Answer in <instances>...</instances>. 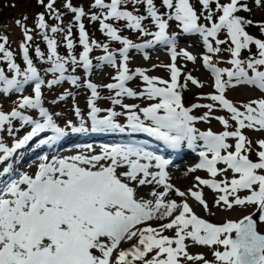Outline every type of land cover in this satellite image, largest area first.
I'll use <instances>...</instances> for the list:
<instances>
[{
    "label": "snow or ice",
    "instance_id": "snow-or-ice-1",
    "mask_svg": "<svg viewBox=\"0 0 264 264\" xmlns=\"http://www.w3.org/2000/svg\"><path fill=\"white\" fill-rule=\"evenodd\" d=\"M38 2L44 4L45 0ZM55 2L56 0H48L46 7L52 17L60 23L51 26L50 31L64 32L65 29L60 26L62 14L54 8ZM213 2L216 4V11L221 14L218 22L213 21L210 27H206L199 23L201 17L190 0H162V5L169 10L166 12H161L154 0H110V3H106L105 0H94L92 7L103 11L99 15L91 13L90 19L100 20V27L105 35L114 41H120L123 45L118 49L123 61L119 65L116 64L117 52L109 51L107 43L101 44L89 40L82 22V18L88 15L83 7H74L71 0H66L65 3V7L75 14L74 20L79 29V44L82 45L83 51L78 58L72 54L75 41L72 38L71 25L64 36L69 54L61 56L57 50V40L48 35L49 25L44 13L38 14L37 27L42 30L49 52L45 57L44 52L38 47L35 51L44 63L50 64L45 71L54 74V78L44 80L29 56L27 44L21 45L27 65L21 71L20 66L13 60V53L5 47L8 38L0 37L4 41L0 43V53H3L0 58L8 61L9 69L15 73L12 78H8L0 68V82L4 85L0 91L5 93L12 90L22 91L23 85L35 82L34 95L22 96L18 107L10 113L0 111V130L4 129L6 123L10 125L14 118H19L24 125H31V131L17 141L16 148L48 131L52 135L47 136L41 143H55L61 140L69 129L73 133L87 131L79 107L75 108L76 115L80 117L79 127L73 126L71 121L64 127L57 124L53 114L43 106L42 85L47 84L51 88L63 81H69L71 85L78 86V76L66 75L67 65L82 64L84 69L89 70L92 68L90 52L93 47L102 48L105 54L98 59L117 67V75L113 77L117 82L105 85L109 90H116L111 97L113 104H122L121 97L124 96L159 98V102L140 108L139 113L134 110L137 108L136 105L122 104L127 110V124L122 125L116 122L115 117L118 113L112 109L108 110L107 115H98L102 111L97 106L98 86L89 81L87 87L91 94L87 115L91 120V130L99 133L125 131L147 133L172 148H179L185 141L191 148L196 145L197 140H202L201 147L204 150L199 152L202 159L196 168L206 169L213 178L229 169L235 175L231 180L222 181L197 177L199 183L196 187L207 185L222 193L216 199L218 206L223 203L230 209L234 205L254 204L257 206L258 217L254 219L253 214H249L239 221L229 220L220 225L210 223L198 217L187 200L182 204H178L175 200H164L168 191L174 188L167 182L168 173L164 171L170 161L155 155L143 146L106 144L102 146L100 154L53 157L50 162L45 156L43 158L45 162L39 164L38 171L34 175L25 173L19 179H12L0 187V264H134L137 260L142 261V264H181L179 259L181 254L189 260H203L202 255L191 256L187 253L186 238H191L194 243L200 245L222 246L223 251L217 250L213 253L215 264H264V233L258 229V223L264 222V174L258 171L264 170V140L258 141L262 150L257 153L259 160L254 162L246 154L250 151L251 141L241 131L244 128L264 130V98L243 104L241 111L224 95L226 87L232 80L237 84L246 83L264 90V71L257 70L258 66H264V40L256 39L245 31V25L252 24V21L236 15L240 10H249L247 5L240 3V0H230L224 4L219 3V0H200L203 10L207 13L205 19L213 20L214 11L210 8ZM255 2L260 5L262 0ZM129 3L133 8L136 5H145L147 15H137L126 7L122 8V5ZM149 18L157 31L149 32L144 28L142 22ZM109 19L124 20L127 28L137 30L142 35H151L153 39L145 43H134L131 39L121 36L118 28L112 23H107ZM170 20L179 22L186 33L202 34L206 43L222 29L227 31L232 42L229 51L232 55L230 63L235 66L234 70L216 67L209 55H205L203 60L214 73V87L219 92L211 95V100L218 102L222 108L231 113V119L238 125L235 131L198 132L193 122L198 119L209 120L215 105H193L192 108L206 107L209 111L200 117L190 114L192 108L184 106L178 91L180 69L175 63L168 66L171 71L170 81L149 77L144 75L145 70L137 69V73L147 82V88L137 93L125 86L126 82L132 79L127 66L130 49H143L163 43L170 46L172 59L175 60V40L167 31ZM20 23L21 21L18 20L17 24ZM260 27L261 31H264V23ZM30 32L31 30L25 27L26 41H31L33 38ZM217 43L223 44L226 41L217 40ZM253 43L258 48V58L254 56L247 61L241 60L239 57L242 49L248 48ZM207 47L209 52L220 51L211 43H208ZM183 54L189 60L196 59L187 51ZM248 69H251L254 75H249ZM74 71L75 67H73ZM225 72L228 80L222 78ZM188 79L202 86L198 80L191 77V74H188ZM157 81L164 86H157ZM63 99H65L64 94L57 98V100ZM27 108L38 110L40 118L34 119L31 115H25L23 109ZM215 118L220 120L226 129L229 127V120L225 117ZM229 137L236 138L234 151H227L232 148V145L226 142ZM87 147L91 149L92 146ZM13 151L14 148L0 143V152L5 156ZM222 151L226 154H222ZM209 153H212L211 158ZM141 160L146 162L141 163ZM152 161H156L155 166L160 171H149ZM220 162L226 167L217 168L216 165ZM125 165L128 170L118 173L117 169ZM141 173L143 176L139 178ZM133 181L139 185L151 184L155 181L163 185L165 191L158 193L153 191L155 201L137 199L136 190L131 186ZM241 190H247L249 195L241 198L238 194ZM175 191L181 197L191 195L207 209L202 190L189 189L188 193L179 189ZM230 197L232 199H229ZM177 209H180L179 214L170 222L160 225L159 231L150 225L137 227L154 218L171 217ZM172 228L176 229L175 238L160 234L164 229ZM133 238L136 239V243L130 248L117 251L122 241H131ZM173 243L175 247L172 246ZM154 250L155 255L151 259H145ZM114 251L117 254L113 259ZM96 252H99V255ZM204 264H213V262L205 260Z\"/></svg>",
    "mask_w": 264,
    "mask_h": 264
},
{
    "label": "rangeland",
    "instance_id": "rangeland-1",
    "mask_svg": "<svg viewBox=\"0 0 264 264\" xmlns=\"http://www.w3.org/2000/svg\"><path fill=\"white\" fill-rule=\"evenodd\" d=\"M250 3L248 5L250 6V9L247 10V12L238 11L249 17L252 21V24L245 28V31L248 32L251 36H253L256 39L264 40V31H261L260 25L264 23V0H262L260 5H257L255 0H249ZM10 4H12L14 10H25V14H30L35 8L33 6L35 5V0H10ZM12 10V9H11ZM217 14H221L219 11H217ZM15 18H13L10 23L7 26L6 32L8 33V37L12 42L13 46L18 47V49L21 51V44H23L22 41V27L17 26V23H14ZM109 21V20H108ZM218 22V21H217ZM101 22L94 21L93 22V28H91V31H97L98 29L101 30L100 27ZM126 27V21L123 20L122 23ZM145 29H150L154 27L155 25L152 23L151 18L146 19L142 22ZM117 28H121V24L117 25ZM134 32L127 31L126 35H131L129 37H135L133 39H136L137 37H140L139 35H142L139 31L133 30ZM199 40L192 39L188 40L184 37H181L180 35H175L174 40L176 44V58L173 61L172 59V52L170 50V46L159 43L155 44L153 46L145 48V50L140 49H130L129 50V59L127 61V66L129 68V72L132 75V79L127 81L125 86L131 88L132 90L136 91L137 93L144 91L147 88V82L144 81L143 77L137 73V69H143L144 75H147L149 77H158L163 80H169L171 79V71L168 67L169 65L175 63L176 67L180 69V74L178 76V85H186L184 87L183 92L181 93V99L182 103L187 108H192L193 105H208V104H214L215 107L213 108L211 112V116L209 120H195L193 122V126L198 130V132H204L211 130L215 133H221L225 130L228 131H235L238 127L237 122L231 119V113H229L226 109L222 108L218 102H215L211 100V95L213 94H219L218 90L214 87L215 82V75L212 72L210 68H208L203 60V57L205 55L211 56V62L216 65L218 68H225L234 70L235 66L230 63L232 59L231 52L229 51L230 46H232L231 39L225 29H222L218 32L215 40L218 38V40H224L226 43L218 44L217 41L213 38H209L208 42L206 43L205 40H203V35L198 33ZM144 36V35H143ZM142 37V36H141ZM94 40V39H93ZM196 40V41H194ZM198 41V42H197ZM211 43V45L214 48H219V52H209L207 44ZM254 44V43H253ZM187 51L191 55L195 56V60H189L183 53ZM118 52V51H117ZM23 54V53H22ZM257 57L258 58V51H252L248 53V48L242 49L240 59L247 61L251 57ZM99 58V57H98ZM122 58L119 55H116V64H121ZM19 65V64H18ZM229 66L231 68H229ZM246 67V64L244 65ZM73 70V69H72ZM257 70L264 71V66H258ZM23 71V70H21ZM249 75H254V72L251 69L247 70ZM76 76L79 77V83L78 86L71 85V88L65 89L62 88H55L56 86L51 88V91L48 92L47 100L51 104V107L54 110V119L57 122L59 126H63V122L65 123V120H72L75 122H79V119H73L72 115L75 114V108L79 107L80 112L82 115H85L89 109L88 107V101L90 98V89L87 87L88 82H92L98 86V93H99V99L97 100V105L100 108L107 107V110L104 111V113H108L109 109L114 110L118 113V115L115 117V119L119 120L120 123H123L122 117H127V110L122 107V104H133L136 105L137 108L134 109L139 113V109L149 106L152 103L159 102V98L149 99L147 96L144 97H128L124 96L121 97L122 104L117 105L113 104L111 97L114 96V93L116 90H109L105 87V85L109 83H115L113 77L117 75V67L114 65L108 66L107 63L101 62L100 60L97 61V63L93 64L92 68L89 70H86L83 68V66H77L75 67ZM73 73V72H71ZM90 74V75H87ZM188 74H191V77L195 80H198L202 86H198L197 84H194L192 80L188 79ZM15 75H11L8 78H12ZM222 78L224 80H228L227 73L222 74ZM35 82H30L27 85H23L22 91L12 90L11 92L5 93L3 91H0V97L5 98L4 101L7 103V109L0 108V111H3L5 113H10L13 109L18 107V102L20 98L18 95H15L17 92L21 93L22 96L31 95L34 94V85ZM157 86L163 87V84H160L159 81H157ZM4 85H0V89H3ZM70 93V94H69ZM62 94L65 95V99L63 100H57L59 96ZM225 97L230 100L235 106L240 108L241 111H243V104L248 103L251 100L258 99V98H264V90H260L257 87L248 85L246 83H240L237 84L235 80H232V82L226 87L224 92ZM52 97V98H50ZM60 101V102H59ZM58 103V104H57ZM33 110V109H30ZM60 110V111H59ZM209 110L206 107H195L192 108L191 115L200 117L205 112H208ZM65 115V116H64ZM223 116L226 119L229 120V127L226 129L224 124L216 119L215 117ZM141 118H143L141 114ZM122 121H121V120ZM16 123H20L19 118H14L11 121V124L5 125L4 129L0 130V143H3L6 147H9V145L3 141L5 138L7 142H10V139L14 138L16 134L20 131L16 129L15 127L18 125ZM24 124H22L23 126ZM242 134H244L249 141H251L250 145V151H248L246 154L249 156L251 160L254 162L259 160V157L257 153L262 150L260 145L258 144V141L264 140V130H253L249 128H244L241 130ZM22 136V134H21ZM48 134L46 135V137ZM20 138V137H19ZM201 145H203L202 140H197ZM227 143L232 145V148L228 149L227 151H234L235 150V143L236 138L235 137H229L226 140ZM17 143V141L15 142ZM10 148V147H9ZM63 153V151H62ZM61 153V154H62ZM67 155V157L76 155L75 153H71ZM99 152L98 154H100ZM80 154V153H77ZM97 154V153H94ZM222 154H226L225 151H222ZM85 155V154H84ZM212 156V153H209V157ZM63 158L66 157L62 156ZM44 158V157H43ZM201 162L200 158L188 162V166L184 167L183 171L185 174L187 172H190L189 175H192V180L187 179V177H184L183 184H186L182 186H176L173 185L174 188L172 190L168 191V194L164 197L165 201H171L175 200L178 204H182L185 201V197L179 196L175 189H179L181 191H184L185 193H188L189 189L195 190H202V194L204 196V200L207 202V209H205L201 204H199L198 207H196L193 211L194 213L213 224H223L229 220L232 221H239L241 218H243L246 215L249 214H255L257 212V206L254 204H245V205H234L232 208H228L226 205L221 203L219 206L216 204V199L222 194L219 191L213 190L211 187L207 185H200L199 188L196 187V185L199 183L197 181V177H200L202 179H206V177L211 176V174L203 168H196V165ZM142 163V161H141ZM180 166V165H179ZM217 168H225L226 165L220 162L218 165H216ZM183 167V166H182ZM25 168V167H23ZM37 168H34L32 173L30 175H33L37 172ZM195 169V171H190V169ZM261 171L262 174H264V170H258ZM142 175V173H141ZM235 174L232 172V170H228L227 172L218 173V175L215 177L217 181L222 180H231L232 177ZM143 176V175H142ZM148 179H151V177H148ZM172 182V179H171ZM203 189H202V188ZM182 188V189H181ZM165 191V188L163 185H161L159 188H157L156 192H163ZM138 193H135V195ZM239 196L241 198L249 195V192L247 190H241L239 193ZM140 195V194H138ZM143 196V195H141ZM138 197V196H137ZM145 196L142 197L143 200ZM140 199V198H139ZM156 197L153 195L150 200L155 201ZM229 199H232L230 197ZM163 211V210H162ZM180 209L175 210L173 215L171 217H164L163 219H155L154 222L147 221L144 224H141L137 227H146L150 225L153 228H156L158 231L160 230V225L170 222L171 219H173L176 215L179 214ZM154 223V224H152ZM191 228V226H190ZM259 228L264 232V222H259ZM161 235H166L170 238L176 237V229H164L161 233ZM136 243V239L133 238V240L128 241L125 240L124 243L118 248L119 250L128 249L132 246V244ZM186 244V251L191 256H198L202 255L204 257L203 260L199 259H187L183 254L179 257L181 264H204V261H210L215 264V256L213 253L217 250L223 251L222 246H207V245H200L198 243H194L191 238H186L185 240ZM175 247L176 245L173 243L172 245ZM155 255V250L147 255L145 259H151ZM114 258L116 254L113 255ZM134 264H142V261H134Z\"/></svg>",
    "mask_w": 264,
    "mask_h": 264
},
{
    "label": "trees",
    "instance_id": "trees-1",
    "mask_svg": "<svg viewBox=\"0 0 264 264\" xmlns=\"http://www.w3.org/2000/svg\"><path fill=\"white\" fill-rule=\"evenodd\" d=\"M10 0H0V34L1 31H4L5 27L8 25L6 22H8L9 20H11L12 18H15V23H17V21H21V23L17 26H21L22 27V34L24 36L25 39V27H27L28 29L31 30L30 35L33 37L31 41H26L25 40V44H27L28 48H29V53L30 56L33 58L34 62L36 63V65L39 64L42 72H46L45 70L50 67V64L48 63H44L36 54V48L38 47L42 52H44L45 57L48 55L49 49L47 47V43L43 38V34H42V30H40L37 27V19H38V14L40 13H44L45 15V20L47 22V24L49 25V30H48V35L50 37H53L57 40L58 45H57V50L58 53L61 56H67L69 54V50L66 48L65 45V40H64V36L67 33V29L69 27V25H71V31H72V38L75 41V46L72 49V54L76 55L77 58L79 57V54L83 51V47L82 45L79 44V29L78 26L74 20V16L75 14L72 13L70 10H68L65 7V3L66 0H56L55 4H54V8L58 9L59 12L62 14V24H60V26L62 28L65 29L64 32H57V33H52L50 31V27L57 25L58 23H60L59 21L55 20L52 15L49 13V10L47 9L46 5L48 3V0H45L44 4H40L38 2V0L35 1V5L33 6V8H35L30 14L26 15L25 14V10H14L12 4L9 3ZM108 0H105V2H107ZM191 1V0H190ZM200 1V0H198ZM230 0H219V3L224 4L229 2ZM249 0H240L241 4H247ZM72 5L74 7H83L85 9V12L88 15H85L82 18V22L85 25V30L88 33L89 36V40H95L98 41L99 43L103 44V43H107L109 45V51H113V52H117L119 48H121L123 45L120 41H114L111 38L107 37L105 35V33L102 30H97V31H91L90 29L93 28V22L90 19V14L94 13V11H96V14H100L101 11H103L100 8H93L92 4H93V0H71ZM154 3L156 4L157 8L161 11V12H166L169 10H166L165 7L162 5V0H154ZM198 8L200 9L198 11V15L202 18L205 19V16L207 14L204 13L203 8L201 7V5H197ZM126 7L129 10L134 11V14H139V15H146V6L143 4L140 5H136L135 8H133V5L131 3L127 4V5H122V8ZM210 8L214 11V15L213 18H216L218 16L217 11H216V4L215 2H213L210 5ZM12 9V10H11ZM200 18V22H203L202 19ZM207 20V19H205ZM100 22V20H97ZM109 23H112L114 27H117V25H120L121 22L120 21H116V20H109ZM170 24H174L170 23ZM170 26V25H169ZM174 30V28H173ZM130 32H134L133 29L129 30ZM127 31L124 28H120L119 29V34L123 37H127L129 39H131V35H126ZM141 37V36H140ZM140 37L136 38V41L138 43V40L140 39ZM135 38V37H132ZM145 38L144 36L141 38L143 39ZM0 43H1V39H0ZM6 49L11 50L13 52H17V48L11 44H9V46H5ZM249 47L258 49L256 45L251 44L249 45ZM105 52L102 48H96L93 47V50L90 52L89 54V58L96 60L98 59L99 56L104 55ZM3 56V53H0V57ZM17 60H19V57H17ZM40 61L42 62L40 64ZM5 64V65H4ZM69 68L74 67L73 65L69 64L67 65ZM0 67H4L6 70L10 71L11 69H9L8 67V61L0 58ZM46 75H44V80L47 81L49 79L54 78V74L52 73H45ZM58 75V74H56Z\"/></svg>",
    "mask_w": 264,
    "mask_h": 264
},
{
    "label": "bare ground",
    "instance_id": "bare-ground-1",
    "mask_svg": "<svg viewBox=\"0 0 264 264\" xmlns=\"http://www.w3.org/2000/svg\"><path fill=\"white\" fill-rule=\"evenodd\" d=\"M73 126L79 127L80 123H74ZM85 127L87 128V131H84V132L73 133V132L70 131V129L67 131V134L60 140L61 146H64L63 153L61 154V156H65L66 155V157H67V155L70 154L69 152L75 153V154L80 153V154H85V155H93L94 153L98 154L99 152L102 151V147L99 148L94 143H91V144H80L79 145V144H77V142H88L89 140H95V139H98L100 137L108 138L110 135H112L111 133L118 134V135L122 136L123 138H126L128 136V133H129L128 131H125L123 133H121V132H109V133L93 132L91 130V122L85 123ZM73 134H74V138L71 139ZM26 135L27 134H24L23 138ZM147 137H151V136L143 137V140H147ZM30 142H31V140L28 141L27 143L23 144V146L18 151L14 152L13 154L12 153L9 154V156L6 157V158L9 159V161H5V170H7V171L4 170V173H8L10 170L12 172H16L17 169L25 162V160H24L25 156L30 154V153H28L30 151L29 150ZM35 145L40 146L41 142L40 141L36 142V140H34L31 143L32 149H33V147ZM89 145L92 146L91 149H89L87 147ZM188 149H190V147H188V144H187L186 141L183 142L181 144V146L179 147V151L182 154V156L185 155V151H187ZM184 158H186V157L184 156L181 159H184ZM42 162H45V161H44L43 157L40 155V157H38V160L36 161V163H33V164H31L29 166V168H28L29 172H27V173H30L31 172L30 170L33 169L35 167V165H38V164H40ZM102 163H104V162H102ZM127 170H128L127 165L122 166V167L117 169L118 173L119 172H124V171H127ZM166 170L169 173L167 182L171 183L172 185H176V186H182L183 185L184 186L187 183L186 182L185 184H183L184 177H187V179H190V181L192 180V175H189L190 172H187L185 174V172L181 171L180 172L181 175L180 174L178 175L177 174V172H178L177 170H175L174 172L170 171L169 165L166 167ZM184 174H185V176L183 177ZM10 175L11 174H7L0 180V187H2L3 184L7 181V179H9L8 177ZM142 175L140 174L139 178H142ZM15 178L16 177H14L12 179H15ZM207 178H213V177L209 176ZM171 179H172V182H171ZM131 186L135 188V190H136L135 193L140 194V195L136 194V198L137 199H139V198L142 199V197L145 196L144 199L150 200V198L153 196L152 192L153 191L156 192L157 188H159L161 185L157 184L155 181H153L151 184L146 183L144 185H139L137 182L133 181V182H131ZM193 191H197V189H195ZM141 195H143V196H141ZM203 199H204V196H203ZM185 200H187L188 204L192 207L193 210L196 207H198L199 204H200L191 195H186L185 196ZM151 221L154 222L155 218L153 220H151ZM152 224H154V223H152ZM122 242H121L120 245H122ZM120 245H119V247H120ZM117 251H118V249H117ZM96 254L99 255V252H96ZM113 254H117V252L114 251Z\"/></svg>",
    "mask_w": 264,
    "mask_h": 264
},
{
    "label": "water",
    "instance_id": "water-1",
    "mask_svg": "<svg viewBox=\"0 0 264 264\" xmlns=\"http://www.w3.org/2000/svg\"><path fill=\"white\" fill-rule=\"evenodd\" d=\"M238 16H240V15H238ZM240 17H243V16H240ZM243 18H245V17H243ZM246 19V18H245ZM246 20H248V19H246ZM182 90L180 89V92H181ZM258 215H259V213L257 212V213H255L254 215H253V218L254 219H256L257 217H258ZM263 233V232H262ZM234 235V234H233Z\"/></svg>",
    "mask_w": 264,
    "mask_h": 264
}]
</instances>
